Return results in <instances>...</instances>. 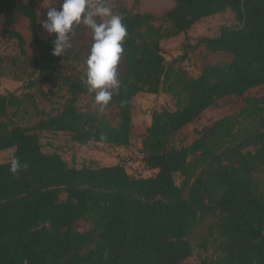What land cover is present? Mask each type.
I'll return each mask as SVG.
<instances>
[{"label":"trees","instance_id":"16d2710c","mask_svg":"<svg viewBox=\"0 0 264 264\" xmlns=\"http://www.w3.org/2000/svg\"><path fill=\"white\" fill-rule=\"evenodd\" d=\"M42 1L0 0V20L11 12L26 17L38 50L27 56L19 31L0 30V38L17 42L34 71L24 88L48 98L53 91L43 86L57 81L66 92L50 110L41 109L33 93H0V151L14 148L28 164L14 175L10 159L0 163V264H181L192 254L190 232L211 216H218L214 256L194 264H264V95L247 94L264 86V0H175L159 16L121 6L124 72L109 102L116 125L79 108L80 96L94 91L86 74L62 73L64 55L53 56L52 38L40 36ZM226 10L238 24L196 45L227 53L228 61L207 63L196 77L166 62L162 39L186 35L202 18ZM7 58L0 55V64ZM138 93H166L175 107L153 110L141 141L145 166L154 174H129L121 158L113 165L71 166L59 153L43 151L37 131L63 132L81 145L129 146ZM227 96L243 98L236 114L210 121L187 145L171 143ZM25 106L45 118L34 127L18 124L13 117Z\"/></svg>","mask_w":264,"mask_h":264},{"label":"rangeland","instance_id":"374dc122","mask_svg":"<svg viewBox=\"0 0 264 264\" xmlns=\"http://www.w3.org/2000/svg\"><path fill=\"white\" fill-rule=\"evenodd\" d=\"M97 0H91L95 4ZM175 0H107V7L113 15H120L119 9L125 6L131 12H151L156 16L162 15L166 10L170 9ZM48 6L56 7L59 10V0H43L37 8L38 14V31L42 38H52L56 35L48 34L43 30L41 24L46 18ZM98 22H102L98 18ZM238 24L235 14L226 10L222 13L213 14L202 18L192 25L186 35L180 33L161 40L162 54L167 63L175 68H180L186 72L189 77H196L202 67L207 63H218L228 61L229 55L224 52H211L206 46L197 41L202 37H214L219 33L221 27L233 26ZM11 27L19 31L25 40V51L27 56L38 54V50L32 41L31 34L28 29V19L20 16L15 12L9 13L0 20V30ZM70 47L63 53L64 60L61 61L62 73L73 77H82L86 74V60L90 55L88 45L92 44L91 30L83 25L74 24L69 33ZM186 43L195 45L194 48L185 46ZM186 53V56L183 55ZM0 55L8 57L0 64V93L15 92L18 95L22 93H33L37 105L44 110H50L57 107L66 96L65 88L59 90L55 81V85L46 84L43 86L45 92L50 89L53 94L48 98L41 96L35 89H25L24 85L28 79L32 77L34 71L23 61L20 55L17 42L14 39H8L7 36L0 38ZM11 58L16 61L12 63ZM124 72V62L121 55L119 66L117 69V78ZM248 95L260 96L264 95V86L255 87L247 91ZM94 94H83L80 96L78 106L80 109H88L97 115L103 116L111 124L118 123L117 110L114 106L108 104L104 111H100V106L94 101ZM243 106V98L238 96H227L217 100L216 104L207 108L198 119L184 126L172 139L171 143L175 146H182L191 143L197 137V130L202 129L210 121L218 118L234 115ZM174 109L173 101L170 95L161 93L157 95L149 93H138L133 99L132 109V130L131 144L124 150H117L113 146L101 143L90 142L86 145L73 142L69 134L63 132H47L37 131L42 143V149L45 152L59 153L69 165L80 167L99 166L112 164L115 159H120L127 149L135 150L139 155L141 153V141L144 137L145 130L151 122V113L155 109L160 108ZM45 117L37 115L30 106L22 107L18 115L13 119L24 126H36ZM14 153V148H8L0 151V163L10 159ZM152 174L149 170L145 176ZM176 183H180L181 178L176 177ZM218 222V216L206 217L199 221L195 228L190 232L189 239L192 243V254L181 264H194L204 257L214 256L216 244L215 226ZM79 229H84L87 223L79 222Z\"/></svg>","mask_w":264,"mask_h":264},{"label":"clouds","instance_id":"9594fccd","mask_svg":"<svg viewBox=\"0 0 264 264\" xmlns=\"http://www.w3.org/2000/svg\"><path fill=\"white\" fill-rule=\"evenodd\" d=\"M59 10L48 6L46 18L42 21V28L48 34H56L52 41V55L62 56L69 48V33L74 24L88 27L92 33L90 55L86 60L87 70L85 84L90 91H95L94 101L104 111L112 96L120 86L117 69L121 54L124 51L122 42L127 36L125 25L117 15H113L107 7V0H59ZM98 18L102 22H98ZM27 163L13 155L10 157L9 170L18 174L26 170Z\"/></svg>","mask_w":264,"mask_h":264},{"label":"built area","instance_id":"2783aa9c","mask_svg":"<svg viewBox=\"0 0 264 264\" xmlns=\"http://www.w3.org/2000/svg\"><path fill=\"white\" fill-rule=\"evenodd\" d=\"M121 159L125 171L129 174H133L135 176H145V174L149 171V169L145 166L142 156L135 150L127 149Z\"/></svg>","mask_w":264,"mask_h":264},{"label":"crops","instance_id":"0c3cea01","mask_svg":"<svg viewBox=\"0 0 264 264\" xmlns=\"http://www.w3.org/2000/svg\"><path fill=\"white\" fill-rule=\"evenodd\" d=\"M150 94V93H149ZM159 94H161V93H159ZM164 94V93H163ZM153 95H157V94H153ZM115 149H117V150H124L126 147H122V146H113ZM118 161H119V158L118 159H115V161L112 163V164H108V165H113V164H116V163H118ZM151 171V173L152 174H154L155 172H156V170H154V169H151L150 170ZM152 174H150V175H152Z\"/></svg>","mask_w":264,"mask_h":264}]
</instances>
